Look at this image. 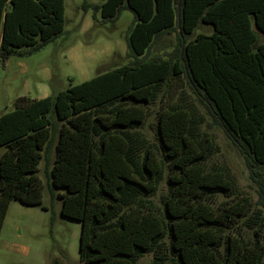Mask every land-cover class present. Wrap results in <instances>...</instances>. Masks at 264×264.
Returning <instances> with one entry per match:
<instances>
[{
    "label": "trees",
    "instance_id": "trees-1",
    "mask_svg": "<svg viewBox=\"0 0 264 264\" xmlns=\"http://www.w3.org/2000/svg\"><path fill=\"white\" fill-rule=\"evenodd\" d=\"M84 9L96 25L133 13L132 62L47 98L19 97L0 115V233L11 201L42 206L39 164L55 143L49 190L61 215L81 223L83 264H139L151 252L152 264H264V210L255 213L252 239L227 234L252 199L215 207L237 184L210 161L217 147L198 132L192 110L161 109L157 144L143 145L133 132L161 90L183 80L249 166L264 170V0H102ZM64 14L65 0H0V59L56 40ZM202 26L211 32L198 33ZM170 37L168 57H151ZM163 183L159 207L147 198Z\"/></svg>",
    "mask_w": 264,
    "mask_h": 264
},
{
    "label": "rangeland",
    "instance_id": "rangeland-1",
    "mask_svg": "<svg viewBox=\"0 0 264 264\" xmlns=\"http://www.w3.org/2000/svg\"><path fill=\"white\" fill-rule=\"evenodd\" d=\"M85 1L98 4L102 0H65V27L56 40L35 53L15 54L5 62L0 59V115L12 112L19 97L32 100L47 98L132 62L127 32L133 15L126 11L117 21L96 25L93 11L84 9ZM98 19L101 22L99 15ZM210 32V27L205 26L198 30V33ZM168 40L174 42V37L167 38L165 45L156 46L150 56L167 58L173 51ZM176 103L187 105L197 119L198 132L213 140L217 148L210 161L226 166L236 180L237 187L230 195L219 193L215 197V207L233 204L242 194L252 199L248 216L227 230V234H243L246 239H252L258 222L255 213L264 210L259 206L264 205V200H260L264 170L249 166L244 154L209 108L183 80L161 90L157 101L150 106L147 121L133 132L143 145L157 144V113ZM5 150V147H0V158ZM54 158L55 143L39 164L38 177L43 184L42 206H26L19 201H11L0 233V264H83L79 252L81 223L63 217L62 201L50 194ZM166 191L163 183L158 193L147 199L162 207ZM153 260L154 253H147L139 264H152Z\"/></svg>",
    "mask_w": 264,
    "mask_h": 264
},
{
    "label": "crops",
    "instance_id": "crops-1",
    "mask_svg": "<svg viewBox=\"0 0 264 264\" xmlns=\"http://www.w3.org/2000/svg\"><path fill=\"white\" fill-rule=\"evenodd\" d=\"M85 2H87V3H89V4H91V5H100L101 3H102V1H101V3H98V4H95V3H92V2H89V1H85ZM123 12H126V11H123ZM122 12V13H123ZM128 12H130L132 15H133V13L131 12V11H128ZM121 16V15H120ZM133 19H134V15H133ZM206 27V26H205ZM0 42H1V34H0Z\"/></svg>",
    "mask_w": 264,
    "mask_h": 264
}]
</instances>
